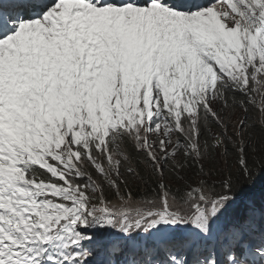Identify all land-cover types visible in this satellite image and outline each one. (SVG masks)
I'll list each match as a JSON object with an SVG mask.
<instances>
[{
  "label": "snow or ice",
  "instance_id": "obj_1",
  "mask_svg": "<svg viewBox=\"0 0 264 264\" xmlns=\"http://www.w3.org/2000/svg\"><path fill=\"white\" fill-rule=\"evenodd\" d=\"M0 264H264V0H0Z\"/></svg>",
  "mask_w": 264,
  "mask_h": 264
}]
</instances>
